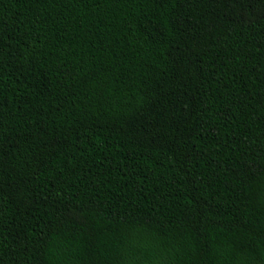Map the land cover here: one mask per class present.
Instances as JSON below:
<instances>
[{"label":"trees","instance_id":"trees-1","mask_svg":"<svg viewBox=\"0 0 264 264\" xmlns=\"http://www.w3.org/2000/svg\"><path fill=\"white\" fill-rule=\"evenodd\" d=\"M0 264H264V0H0Z\"/></svg>","mask_w":264,"mask_h":264}]
</instances>
